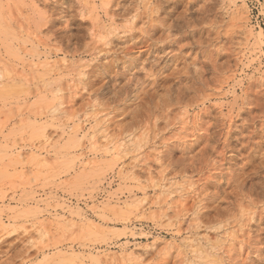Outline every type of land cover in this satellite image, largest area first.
<instances>
[{"label":"rangeland","instance_id":"374dc122","mask_svg":"<svg viewBox=\"0 0 264 264\" xmlns=\"http://www.w3.org/2000/svg\"><path fill=\"white\" fill-rule=\"evenodd\" d=\"M0 264H264V0H0Z\"/></svg>","mask_w":264,"mask_h":264}]
</instances>
